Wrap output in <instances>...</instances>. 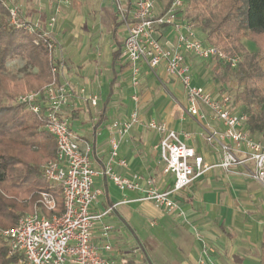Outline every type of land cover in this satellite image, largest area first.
I'll return each mask as SVG.
<instances>
[{"label":"crops","instance_id":"1","mask_svg":"<svg viewBox=\"0 0 264 264\" xmlns=\"http://www.w3.org/2000/svg\"><path fill=\"white\" fill-rule=\"evenodd\" d=\"M123 1L132 6L133 0ZM6 3L18 7L21 22H38L44 29H48L46 22L55 15L58 5L54 0H6ZM87 3V0H67L50 37L58 42L57 55L64 62V68H59L56 74L57 80L61 83L68 79L74 89L73 103L64 108V115L79 134L81 147L90 149L94 166L102 170L111 162L124 176L133 179L139 176L144 184L152 177L160 189L172 187L174 176L164 173L165 164L155 149L160 138L158 132L135 125L129 134L122 136L111 128L114 121L126 119L137 105L145 121L154 118L172 129L191 133L188 143L206 162H219L221 154L217 147L206 142L202 134L210 128L224 129V125L204 105H200L206 114L204 118L191 115L182 83L162 67L151 70L143 65L137 104L133 99L131 67L122 57L126 30L116 0H103L100 4L109 21L102 17L104 27L91 28L93 32L86 27ZM180 14L186 16L185 10ZM200 32L198 27L199 36ZM161 36L163 40L175 39L171 27ZM189 58L195 83L220 97L222 93L213 84H206L215 61ZM80 87L86 88V95H99L96 105L80 96ZM113 138L119 140V149L118 155L111 159ZM120 159L126 160L127 165H119ZM48 184L52 189L59 187ZM95 186L102 193L94 202L93 211L112 210L95 226L94 239L102 245L106 240L101 233L102 224L111 225L107 240L113 249L102 253L119 264H264V186L245 176L241 167L211 168L180 191L176 199L184 216L168 214L154 202L141 199V191L122 189L105 175L95 178ZM197 232L204 234L213 252L201 253L202 241Z\"/></svg>","mask_w":264,"mask_h":264},{"label":"built area","instance_id":"2","mask_svg":"<svg viewBox=\"0 0 264 264\" xmlns=\"http://www.w3.org/2000/svg\"><path fill=\"white\" fill-rule=\"evenodd\" d=\"M0 2L7 5L6 0ZM116 5L126 30L122 57L131 67L135 102L138 104L140 99L138 87L143 65L151 70L164 68L185 88L187 110L191 115L204 118L206 114L200 107L204 105L212 117L224 125V129L210 128L204 133L206 142L217 147L221 158L217 163H207L204 156L188 143L191 133L172 129L166 122L154 118L145 121L137 105L126 119L114 121L111 128L122 136L129 134L135 125H144L159 133L155 149L165 164L164 173L174 176L172 187L162 190L155 184V178H149L144 184L139 176L133 179L120 174L111 162L102 170L94 166L90 149L81 147L79 134L63 112L74 100V89L68 79L59 83L55 77L41 90L19 94L17 102L39 115L44 120L43 128L56 140L55 157L47 161L42 175L52 186L60 187L64 207L59 208L52 189H41L34 211L22 215L12 227L0 226V236L8 240L9 255H17L18 264H119L102 253L113 249L107 240L112 226L102 224L101 233L107 240L102 245L94 239L95 226L112 210L92 209L102 193L95 186L98 175L109 177L122 189L141 191V199L150 200L168 214L179 216H184V211L176 195L211 168L218 166L232 170L241 167L245 176L264 186V141L249 131L248 114L235 108L229 92L216 97L211 89L195 83L189 58L219 60L236 68L239 55L230 56L199 36L196 23L180 14L185 10V0H172L163 11L157 10L155 0H133L132 6L116 0ZM8 8L10 24L30 33H39L42 38H51L55 16L49 20L48 29H44L38 22H21L18 7ZM167 27L173 29L174 40H161ZM48 50L56 75L59 68H64V62L57 55L58 42L49 40ZM85 93L86 88L80 87V96L96 105L99 95ZM118 149L119 140L113 138L111 159L118 155ZM119 165L126 166L127 161L120 159Z\"/></svg>","mask_w":264,"mask_h":264},{"label":"trees","instance_id":"3","mask_svg":"<svg viewBox=\"0 0 264 264\" xmlns=\"http://www.w3.org/2000/svg\"><path fill=\"white\" fill-rule=\"evenodd\" d=\"M191 4L186 17L195 23L194 17L198 19L207 31L204 40L230 56L239 55L236 70L215 60L214 75L225 84L235 80L243 87L236 101L252 110L248 129L253 135L263 132L264 111L256 108L264 104V0H192ZM243 37L255 42L259 50H248ZM49 40L10 24V10L0 2V226L4 228L16 225L22 211L38 201L37 190L52 189L40 171L45 159L55 157L56 140L43 128L39 115L15 100L16 94L41 90L56 77ZM16 56L37 70L15 77L7 62ZM52 190L62 210L61 189ZM21 196L29 197L28 205ZM9 251L8 240L0 236V264H18L17 255H9Z\"/></svg>","mask_w":264,"mask_h":264},{"label":"rangeland","instance_id":"4","mask_svg":"<svg viewBox=\"0 0 264 264\" xmlns=\"http://www.w3.org/2000/svg\"><path fill=\"white\" fill-rule=\"evenodd\" d=\"M57 2V7L55 8V17H56V21L54 23V28L57 25V15L59 14V12L62 11V8H64L65 3H67V0H54ZM88 3L86 4L87 10H88V21L86 23V27H87V31H92L95 30L96 28H101L104 27L101 25V18L105 17V20H108V14L106 13L105 9L101 8L100 4L103 2V0H87ZM106 2V0H104ZM156 1V6H157V10L159 11H163L165 10V8L167 7V5L172 1V0H155ZM191 1L192 0H185V12H189L191 10ZM63 6V7H62ZM94 18V21H93ZM50 20V19H49ZM49 20L46 22V25L48 26ZM194 20L197 23V27H199V29L201 30V35L200 37L205 39L206 38V34L207 31L204 30L201 25L198 23V19H196L194 17ZM109 21V20H108ZM92 28V30H91ZM93 32V31H92ZM161 40H163L162 36H161ZM242 42L244 43V45L248 48V50L250 51H258L259 48L258 46L255 44V42H253L251 39H249L248 37H243ZM213 63V62H212ZM8 67H9V71L12 75H14L15 77H21L23 76L24 73L33 71L35 72L37 69L35 67H32L30 64L27 63V61L22 57V56H16V57H12L8 60L7 62ZM234 70L237 69L236 68H232ZM210 80H207L206 84L211 83L212 86L215 87V89L220 92V93H224V92H229L234 99V106L238 111H242L245 112L246 114H250V112H252L251 108H249L248 106L239 103L236 101L237 99V94L243 89L242 86H239L235 80H232L230 83L225 84L223 82H221L219 79H217L214 75V71L211 72L210 74ZM212 78V79H211ZM210 81V82H209ZM139 89V87H138ZM166 89V88H165ZM26 91H31V90H26ZM21 94V93H20ZM19 94H16V102H17V96ZM18 103V102H17ZM264 111V104L260 107L256 108V111ZM141 113V111H140ZM263 132L261 133H257V138L261 139L264 141V128L262 129ZM203 138H204V134H202ZM205 139V138H204ZM48 159H45L43 161V163L41 164V171H40V177L42 178V173H43V169L44 166L46 165ZM37 195L39 194L40 190H37ZM40 197V194H39ZM21 199L23 200V202L28 205L29 204V197L26 196H21ZM29 208H27L25 211H22L20 217L28 212H32L36 209L37 207V200H33L31 205L29 204L28 206ZM31 207V208H30ZM185 220H187L184 217ZM197 238H199V240L202 241V248H201V253L202 254H206L205 252H213V249L210 246H207L208 243L206 242V239L204 237V234L201 232H197L196 233Z\"/></svg>","mask_w":264,"mask_h":264}]
</instances>
